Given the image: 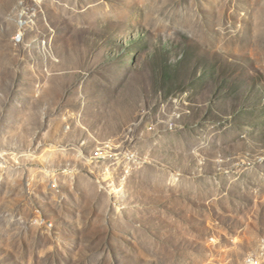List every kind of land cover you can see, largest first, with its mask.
<instances>
[{
    "label": "rangeland",
    "instance_id": "374dc122",
    "mask_svg": "<svg viewBox=\"0 0 264 264\" xmlns=\"http://www.w3.org/2000/svg\"><path fill=\"white\" fill-rule=\"evenodd\" d=\"M0 264H264V0H0Z\"/></svg>",
    "mask_w": 264,
    "mask_h": 264
}]
</instances>
